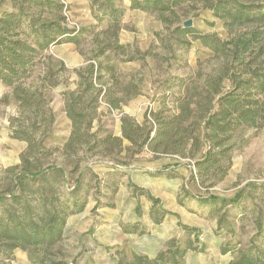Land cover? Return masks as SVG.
<instances>
[{
  "label": "rangeland",
  "instance_id": "rangeland-1",
  "mask_svg": "<svg viewBox=\"0 0 264 264\" xmlns=\"http://www.w3.org/2000/svg\"><path fill=\"white\" fill-rule=\"evenodd\" d=\"M17 1L0 0V4L10 8ZM58 1L66 8L61 16L69 19L63 21L67 29H77V42L60 41L50 45L32 77L24 83L32 92L36 91L32 105L38 103L37 108L41 109L38 114H33V109L19 107L12 89L0 83V178H5L6 169L20 164L25 152L30 161L35 162L34 154L27 152L28 143L21 138L25 134L39 147L43 166L64 168L67 189L75 185L77 173L82 170L79 186L85 205L81 212L67 218L59 245L68 264H117V250L132 249L152 255L165 240L183 238L179 224L195 229L199 240L195 243L200 250L186 256L188 264H224L220 245L228 241L247 245L255 236L251 209L255 207L264 212V189L259 187L264 183V121L257 127L242 126L234 133L228 157L222 162V166L227 167L226 175L209 187V181L201 184L191 180L196 170L192 160L154 156L147 150L131 157L130 152L124 150L128 145L126 141L122 142L121 151L116 145L106 144L66 156L63 145L70 135L71 122L65 106L67 93L79 91L77 70L93 64L98 71L94 87L99 97L90 133L96 138L105 134L120 138L122 116H129L138 124L146 117L151 123V112L172 110L174 98L181 92L177 86L179 79L195 74L199 67L206 74L225 63L210 55L193 34L182 35L177 28L183 22L192 21V27L183 29L216 35L222 41L244 34L245 29L229 34L211 11L199 5L183 6L168 23H163L155 14L130 9L129 0H115V8L122 12L115 31L108 28L109 10L97 9L90 0ZM42 16L54 18L51 13ZM115 42L123 48H114ZM107 89L119 101V108L109 106L104 97ZM259 98L264 100V94ZM88 99L87 96L83 99L85 104H89ZM33 107L35 109L36 104ZM76 165L78 171H75ZM146 175L154 180L148 182L152 197L160 200L167 212L168 219L161 226L152 225L143 199L137 206L126 193L128 183H144ZM8 182L0 181V185H5L0 186V192L8 188ZM114 183L118 184L116 191ZM182 186L194 196L189 199L192 211L203 210L197 206L199 198L214 195L229 199L241 189L246 193L251 191L253 200L242 201V206L216 205L232 223L234 233L230 234L227 227L218 230L213 219L180 210L177 195ZM136 222L144 227V236L123 235L121 224L131 226ZM4 261L31 264L20 249Z\"/></svg>",
  "mask_w": 264,
  "mask_h": 264
},
{
  "label": "trees",
  "instance_id": "trees-1",
  "mask_svg": "<svg viewBox=\"0 0 264 264\" xmlns=\"http://www.w3.org/2000/svg\"><path fill=\"white\" fill-rule=\"evenodd\" d=\"M90 1L97 9L110 11L108 28L116 31L122 12L115 8V0ZM129 2L130 9L155 14L163 23H168L183 6L199 5L211 11L229 34L243 29L246 32L222 41L216 35L183 29L182 23L177 28L182 35L193 34L210 55L223 59L225 63L206 74L199 67L195 74L179 79L177 86L181 92L174 98L172 110L151 112V123L146 117L142 124H138L131 117L122 116L120 138L106 134L96 138L90 133L99 97V91L94 87L98 71L91 63L77 70L79 91L67 93L65 113L71 122V132L63 145L64 154L69 156L84 148L94 149L106 144L116 145L121 151L122 142L126 141L128 145L124 150L129 151L131 157L147 150L154 156L192 160L196 170L191 180L201 184L209 181L208 185L212 187L226 175L227 167H223L222 162L228 157L234 133L242 126L257 127L264 121V100L259 98L264 94V0ZM64 10V4L58 0H19L10 8L0 4V83L12 89L19 107L33 109L35 115L41 111L37 102L32 105L36 91L32 92L31 87H25L24 83L32 77L43 52L50 45L60 41L77 42L76 29H67L63 22L66 20L61 16ZM46 13L53 14L54 18L43 17ZM114 48L123 46L115 42ZM86 96L90 99L89 104L83 101ZM104 97L111 108H119V101L113 98L110 89L105 91ZM21 138L28 143L27 152L34 154L33 159H39L31 162L25 152L21 155L20 164L6 169L5 178H0V181H9L8 188L0 192V256L3 257L0 264H11L4 260L17 249L26 253L31 264H68L59 245L67 218L81 212L85 205L79 186L82 170L78 171V165L75 166V171H78L75 185L67 189L64 168L43 166L39 147L27 134ZM114 186L116 191L118 184L114 183ZM127 187L137 198V206L139 196L151 203L149 217L154 224L161 223L167 212L162 209L160 200L132 183ZM259 187L264 189V183ZM193 197L182 186L177 203L190 213L213 219L218 230L227 227L230 234L234 233L232 223L216 205L242 206V201L253 200L252 192L246 193L244 189L229 199L208 195L197 200V206L203 210L194 212L189 207V199ZM250 214V218L255 219V236L244 246L238 241L222 244L220 253L230 257L226 264H264V212L253 207ZM179 227L184 233L183 238L167 240L153 258L117 250V264H187V254L200 250L195 243L199 240L195 229L181 224ZM136 230L134 225L123 226L125 233Z\"/></svg>",
  "mask_w": 264,
  "mask_h": 264
},
{
  "label": "crops",
  "instance_id": "crops-1",
  "mask_svg": "<svg viewBox=\"0 0 264 264\" xmlns=\"http://www.w3.org/2000/svg\"><path fill=\"white\" fill-rule=\"evenodd\" d=\"M168 178H172L171 176H167ZM146 181V182H145ZM145 181H144V183H141V184H135V183H132V184H134L135 186H137L138 188H140L141 190H143V191H145L147 194H149V195H151L152 196V190H151V188L149 187V183L148 182H151V181H154L153 180V178H151L149 175H146V179H145ZM171 181V179H169L168 180V182H170ZM127 196H128V198H130V199H132V200H134V202L137 204V198L136 197H134L133 196V192L131 191V189L130 188H127ZM141 199H143L144 200V202H145V204H146V206H147V208L146 209H148V215H149V209H150V206H151V203L148 201V200H146V198H144L143 196H139V198H138V202H139V204H140V200ZM180 207V210H183V211H185L186 213H188V214H190L184 207H182V206H179ZM163 209V208H162ZM164 210V209H163ZM191 215V214H190ZM193 215V214H192ZM168 219V216L167 215H165V217L163 218V221L161 222V223H159V224H154V223H152V225L154 224V225H158V226H161V225H163L164 223H166V220ZM151 220V219H150ZM124 225H128V224H121V229H122V232H123V235H125V236H132V235H136V236H140V237H142V236H144V233H146V231H145V229H144V227L142 226V224H140L139 222H136V223H132L131 224V226L132 225H134V226H136V227H138V229L136 230V232H128V233H125L124 231H123V226ZM170 239V238H169ZM166 242V240L164 241V243ZM164 243H162L163 245H164ZM163 245H162V247H160L154 254H152V255H146V254H142V253H138V254H142V255H146V256H148V257H150V258H153L162 248H163ZM221 246V245H220ZM219 250H220V247H219ZM130 251H133L132 249L130 250ZM133 252H135V251H133ZM136 253V252H135ZM190 253H194V252H190ZM222 255V254H221ZM224 257H225V262H224V264H226L228 261H229V259H230V257L228 256V255H223ZM187 259V258H186ZM187 261V260H186ZM188 264V263H187Z\"/></svg>",
  "mask_w": 264,
  "mask_h": 264
},
{
  "label": "water",
  "instance_id": "water-1",
  "mask_svg": "<svg viewBox=\"0 0 264 264\" xmlns=\"http://www.w3.org/2000/svg\"><path fill=\"white\" fill-rule=\"evenodd\" d=\"M192 27V21L191 20H187L185 22H183V28H190Z\"/></svg>",
  "mask_w": 264,
  "mask_h": 264
},
{
  "label": "built area",
  "instance_id": "built-area-1",
  "mask_svg": "<svg viewBox=\"0 0 264 264\" xmlns=\"http://www.w3.org/2000/svg\"><path fill=\"white\" fill-rule=\"evenodd\" d=\"M69 19L67 18V16H66V22L68 21ZM72 28H73V26H72ZM73 29H75V28H73ZM77 30V29H76Z\"/></svg>",
  "mask_w": 264,
  "mask_h": 264
}]
</instances>
